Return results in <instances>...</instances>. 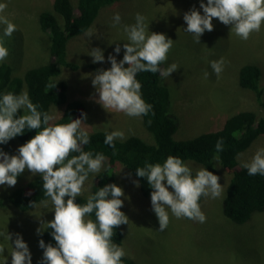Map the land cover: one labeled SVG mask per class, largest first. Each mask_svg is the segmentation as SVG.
Segmentation results:
<instances>
[{
  "label": "rangeland",
  "instance_id": "obj_1",
  "mask_svg": "<svg viewBox=\"0 0 264 264\" xmlns=\"http://www.w3.org/2000/svg\"><path fill=\"white\" fill-rule=\"evenodd\" d=\"M203 2L207 3V0ZM0 3H7L3 14L18 26L13 36L7 38L9 55L4 61L14 65V75L22 76L28 68L48 59V35L41 32L38 17L43 10L51 9L52 0H0ZM200 3L201 0H117L101 8L98 20L84 35L70 39L68 59L77 63L79 68L62 67L60 78L67 82L68 100H80L84 105L87 119L83 128L89 133L121 130L125 134L123 139L137 135L154 142L142 117L107 111L96 102L99 94L92 85L98 69L107 70L111 67L109 55H115L118 62L123 59V44L128 42L124 27L136 22L137 13L146 17L149 34L164 33L174 41L163 69L175 63L178 70L171 76L162 77V81L169 85L172 97L170 111L177 118L175 139H189L202 132L220 129L229 116L245 109L253 110L257 117H264V106L259 104L255 93L239 85V70L243 65L259 66L264 102V24L259 32H253L245 41L231 33V25L226 26L214 18V30L205 31L197 44L193 34L184 30L187 24L183 17L193 7L203 14ZM116 13L121 15V22L113 26ZM89 31L91 37L87 35ZM117 44L121 46L119 54L114 51ZM96 47L103 50L105 61L94 64L90 54ZM221 57L227 63L217 77L211 62ZM205 72L209 74L207 78ZM62 110L60 107L52 108L51 115L57 119ZM25 143L13 138L7 144H0L4 147L0 149L10 155H18V148ZM260 148H264L263 135L237 155L238 167L250 161ZM184 162L192 169L194 176L199 169L204 168L194 160ZM107 165L108 159L102 169ZM215 166L224 191L219 198H202L200 205L206 215V222L200 223L185 217L178 219L169 209V225L166 230L159 231V221L152 210L151 194L144 197L140 185L137 187L135 183L138 179L121 162L114 163L117 185L124 190L121 211L129 218L128 224L120 226L124 239L119 246L125 250V256L134 259L136 264H264V211L255 213L242 224L228 219L223 214L222 202L232 170L225 169L217 161ZM38 175L41 176L25 169L14 187L0 185V232L12 234V241L0 236V246L5 248V252L0 254V264H5L6 259L7 264H11L10 252L16 233L21 234L28 244L32 264H41L44 250L37 243V229L42 230L46 226L44 223L54 219V206L50 198H46L47 205L40 201L36 207L22 210L18 202L12 199L14 189L24 188L28 181ZM96 177L97 173L89 174L82 195H90Z\"/></svg>",
  "mask_w": 264,
  "mask_h": 264
},
{
  "label": "clouds",
  "instance_id": "obj_2",
  "mask_svg": "<svg viewBox=\"0 0 264 264\" xmlns=\"http://www.w3.org/2000/svg\"><path fill=\"white\" fill-rule=\"evenodd\" d=\"M7 7V3H0V26H3L0 31V61L9 55L7 38L18 30V26L3 14ZM200 8L203 14L193 7L183 17L187 24L184 30L193 34L197 44L205 31L214 30V18L226 26L231 25V33L245 41L253 32H259L264 24V0H207V3L201 0ZM113 21V26L119 24L121 15L116 13ZM135 21L124 27L128 42L123 44V59L118 62L115 55H109L111 67L98 69L92 85L99 94L96 102L107 111L141 117L148 115L153 106L142 98V85L136 78L137 74L159 72L162 77H168L178 70V65L173 63L167 69L160 68L167 60L174 41L164 33L149 34V25L142 14L137 13ZM87 35L91 37V31ZM114 51L119 54L121 46L117 44ZM90 56L94 64L105 61L103 50L99 47L93 48ZM226 63L223 57L211 62L217 77ZM204 75L207 78L209 74L205 72ZM47 87L53 89L56 84L50 82ZM39 107L31 101L26 90L19 94L7 92L0 98V144H7L26 129L39 130L18 148V155H10L0 149V185L14 187L25 169L33 175H41L44 195L50 198L54 206V219L44 224L52 230L51 235L56 242L53 246L51 243L45 244L43 239L39 241V247L44 250L41 264H122L126 252L112 238L113 229L129 221L121 211L124 205L121 199L124 196L123 188L115 183L108 184L89 195L85 204L76 202L89 174L99 173L107 159L102 152L83 150V146L90 142L89 132L82 127L87 113H82L78 119L71 118L66 124H52L50 122L56 117L48 111L38 110ZM21 110L25 114L18 115ZM124 136L121 130H106L104 143L111 146L115 154L114 141ZM223 143V138L216 142L217 153L223 150ZM242 167L247 169L250 176H264V148L258 149ZM136 175L147 178L153 190L151 204L159 221V231L166 230L169 225V209L178 219L185 217L206 222V215L199 203L201 197L219 198L224 191L218 175L208 168H201L193 176L192 169L184 160L174 155H169L162 164L145 162L144 167L136 169ZM135 183L139 187V181ZM41 203L47 205L48 200ZM31 206L36 207L37 203L33 201ZM94 211L95 221L90 218ZM37 233L43 234L41 228L37 229ZM0 236L12 241L9 232H0ZM15 236L10 252L11 264H32L28 244L21 234L16 233ZM4 252L5 248L0 246V254Z\"/></svg>",
  "mask_w": 264,
  "mask_h": 264
},
{
  "label": "trees",
  "instance_id": "obj_3",
  "mask_svg": "<svg viewBox=\"0 0 264 264\" xmlns=\"http://www.w3.org/2000/svg\"><path fill=\"white\" fill-rule=\"evenodd\" d=\"M116 1L52 0L51 9L43 10L38 17L41 32L48 35V59L39 61L41 64L38 66L28 68L22 76L13 74L14 65H11L12 63L0 61V98L7 92L19 94L25 88L31 101L40 106L38 110L48 111L51 114L52 108L63 109L60 117L50 123L66 124L71 118H80L82 113H85L84 105L80 100H68L67 82L60 78L62 67L79 68L77 63L68 59V42L75 36L84 35L98 20L101 8ZM164 66L165 62L160 65V68L163 69ZM260 75L259 66L245 64L239 70V85L252 90L259 104L264 106ZM136 78L142 85V98L153 106L148 115L141 117L145 128L153 136L154 142H148L137 135L116 139L114 141L115 154H113L114 149L104 143V131L89 133L90 142L83 146V150L94 153L102 152L108 159L105 169L97 173L90 195L108 184H117L113 164L118 161L138 179L141 194L149 197L153 190L147 178L136 175V169L144 167L145 162L162 164L169 155H174L184 161H197L214 174H218L215 161L225 169L232 170L222 202L223 214L232 222L242 224L251 219L255 213L264 211V176L248 175L247 169L238 167L237 162V155L247 150L257 137L264 136V117H257L256 112L245 109L229 116L220 129L202 132L189 139H175L178 123L177 118L170 111L172 97L169 85L165 84L164 80L162 81L159 72L155 74L140 72ZM50 82L55 83L56 87L49 89L47 85ZM18 115H23V110ZM37 131L39 130L26 129L22 135L14 139L27 142L36 135ZM221 138L224 141L223 150L217 153L216 142ZM0 148L4 149L1 146ZM78 154L72 153L71 155ZM216 156L219 157L218 160L215 159ZM24 188L12 191V199L18 202L22 210L32 207L33 201L38 203L47 198L43 192L42 177L39 175L28 181ZM87 198L88 196L80 194L76 202L85 204ZM90 218L93 221L96 220L95 211L90 214ZM42 231V235L36 236L37 243L39 244V241L43 239L45 244L51 243L55 246L56 242L51 235L52 230L46 225ZM113 232V242L117 245L121 244L124 239L121 227L114 228ZM122 264H136V262L124 256Z\"/></svg>",
  "mask_w": 264,
  "mask_h": 264
},
{
  "label": "bare ground",
  "instance_id": "obj_4",
  "mask_svg": "<svg viewBox=\"0 0 264 264\" xmlns=\"http://www.w3.org/2000/svg\"><path fill=\"white\" fill-rule=\"evenodd\" d=\"M227 198V197H226ZM230 198V197H229ZM234 199H235V197H234ZM232 201V200H231ZM240 201V200H239ZM228 204V203H227ZM230 206V205H229ZM238 206V205H237Z\"/></svg>",
  "mask_w": 264,
  "mask_h": 264
}]
</instances>
